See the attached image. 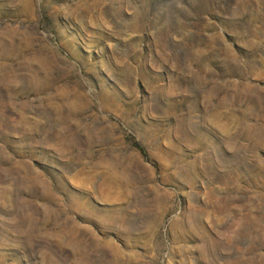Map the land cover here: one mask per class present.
<instances>
[{
	"label": "rangeland",
	"instance_id": "374dc122",
	"mask_svg": "<svg viewBox=\"0 0 264 264\" xmlns=\"http://www.w3.org/2000/svg\"><path fill=\"white\" fill-rule=\"evenodd\" d=\"M0 264H264V0H0Z\"/></svg>",
	"mask_w": 264,
	"mask_h": 264
},
{
	"label": "trees",
	"instance_id": "16d2710c",
	"mask_svg": "<svg viewBox=\"0 0 264 264\" xmlns=\"http://www.w3.org/2000/svg\"><path fill=\"white\" fill-rule=\"evenodd\" d=\"M134 145H135L140 151L144 152L143 147H142L140 144H138L137 142H135Z\"/></svg>",
	"mask_w": 264,
	"mask_h": 264
}]
</instances>
